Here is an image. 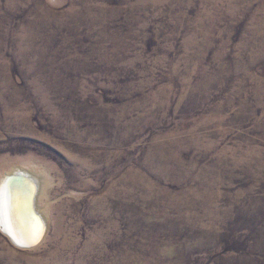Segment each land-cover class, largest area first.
Instances as JSON below:
<instances>
[{
  "label": "rangeland",
  "instance_id": "rangeland-1",
  "mask_svg": "<svg viewBox=\"0 0 264 264\" xmlns=\"http://www.w3.org/2000/svg\"><path fill=\"white\" fill-rule=\"evenodd\" d=\"M17 167L49 231L0 264H264V0H0Z\"/></svg>",
  "mask_w": 264,
  "mask_h": 264
},
{
  "label": "bare ground",
  "instance_id": "bare-ground-1",
  "mask_svg": "<svg viewBox=\"0 0 264 264\" xmlns=\"http://www.w3.org/2000/svg\"><path fill=\"white\" fill-rule=\"evenodd\" d=\"M16 171L25 173V178L27 175L31 177L27 178L29 183L9 186L7 179ZM39 173L25 167H17L0 180V229L10 241L17 245L31 241L40 230L39 223L31 215L30 203L34 190L36 211L42 215L46 223L45 227L47 226L43 241H45L49 231L48 213L41 203L44 190L50 184V178L47 173ZM24 209L29 212L30 216L28 213L27 216L23 214Z\"/></svg>",
  "mask_w": 264,
  "mask_h": 264
},
{
  "label": "water",
  "instance_id": "water-1",
  "mask_svg": "<svg viewBox=\"0 0 264 264\" xmlns=\"http://www.w3.org/2000/svg\"><path fill=\"white\" fill-rule=\"evenodd\" d=\"M24 174L25 173H23V172H18V171L14 172V175L8 177L7 184L9 186H11L13 184L14 185H18V184L21 185L23 183H26V184L29 183V181H27V178L29 176L27 175V177L25 178ZM29 178H31V177H29ZM34 192H35V190H34ZM34 192H33L32 198H31V203H30L31 207L30 208H31V215L40 225L39 233L37 236L33 237V239L31 241H28V242H25L22 244L17 245L13 241H11V243H13L14 246H17L18 248L24 249V250L34 249V248L38 247L41 243H43V240L45 238V234L47 231V226L45 227L46 223L44 222L42 215L36 211V201H35Z\"/></svg>",
  "mask_w": 264,
  "mask_h": 264
}]
</instances>
